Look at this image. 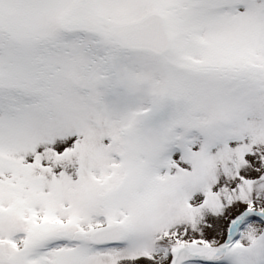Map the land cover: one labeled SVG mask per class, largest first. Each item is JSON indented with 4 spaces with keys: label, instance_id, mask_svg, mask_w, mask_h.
<instances>
[{
    "label": "snow or ice",
    "instance_id": "6c2138e0",
    "mask_svg": "<svg viewBox=\"0 0 264 264\" xmlns=\"http://www.w3.org/2000/svg\"><path fill=\"white\" fill-rule=\"evenodd\" d=\"M0 264H264V0H0Z\"/></svg>",
    "mask_w": 264,
    "mask_h": 264
}]
</instances>
